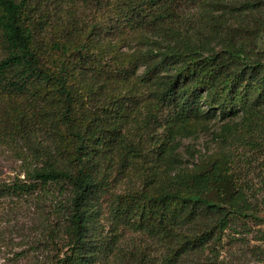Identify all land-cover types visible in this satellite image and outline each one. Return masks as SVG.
I'll return each instance as SVG.
<instances>
[{"label": "trees", "instance_id": "1", "mask_svg": "<svg viewBox=\"0 0 264 264\" xmlns=\"http://www.w3.org/2000/svg\"><path fill=\"white\" fill-rule=\"evenodd\" d=\"M180 2L0 0V145L24 174L0 184V199H47L51 264L94 260L91 228L107 212L116 238L158 239L160 264L216 249L251 216L238 151L192 169L175 156L178 138L214 119H239L243 145L264 152L262 27L229 24L213 47L182 24Z\"/></svg>", "mask_w": 264, "mask_h": 264}, {"label": "rangeland", "instance_id": "2", "mask_svg": "<svg viewBox=\"0 0 264 264\" xmlns=\"http://www.w3.org/2000/svg\"><path fill=\"white\" fill-rule=\"evenodd\" d=\"M180 1V21L193 31L199 30L198 36L204 44L219 48L227 26L232 23L261 25L264 44V0H221L218 7H209V10L206 0ZM206 10L214 19L217 17L210 31ZM228 124L236 128L229 139L226 136ZM240 128L239 119H214L196 135L177 140L176 165L185 169L195 168L210 153L238 151L240 180L247 183L253 202L247 212L251 216L235 219L216 249L193 253L178 264H264V152L243 145L238 138ZM21 165L12 151L0 145V184L17 176L24 177ZM132 186L127 180L115 191ZM226 192L232 194L233 186H228ZM48 203L41 194L0 199V264H51L54 251L46 244L45 226L47 217L53 218L55 214L49 211ZM115 233L108 212L96 219L90 235L97 243L98 255L87 264H160L165 247L158 239L132 230L119 234V238ZM116 239V249H106Z\"/></svg>", "mask_w": 264, "mask_h": 264}]
</instances>
